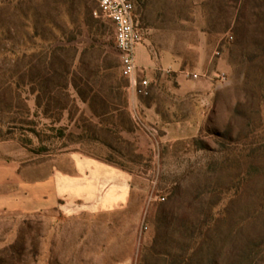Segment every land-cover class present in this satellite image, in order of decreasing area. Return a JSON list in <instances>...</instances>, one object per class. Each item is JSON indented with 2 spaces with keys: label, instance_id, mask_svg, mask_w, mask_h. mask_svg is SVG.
I'll use <instances>...</instances> for the list:
<instances>
[{
  "label": "rangeland",
  "instance_id": "obj_1",
  "mask_svg": "<svg viewBox=\"0 0 264 264\" xmlns=\"http://www.w3.org/2000/svg\"><path fill=\"white\" fill-rule=\"evenodd\" d=\"M258 2L264 4L143 0L137 60L149 56L152 67L136 77L147 78L149 95L131 111L127 88L123 113L100 124L72 75L64 89L66 81L55 78L50 86L63 87L51 93L41 81L52 60L59 66L58 57L78 77L96 65L112 67L118 82L128 79L97 1L0 0V128L7 132L1 157L40 172L59 154L78 151L114 161L132 177L130 202L120 210L0 214V251L20 242L21 264H142L148 248L172 252L179 241L175 234L158 238L172 190L179 192L175 206L192 202V212L212 216L220 244L246 249L264 237V5ZM186 84L192 89L182 93Z\"/></svg>",
  "mask_w": 264,
  "mask_h": 264
},
{
  "label": "trees",
  "instance_id": "obj_2",
  "mask_svg": "<svg viewBox=\"0 0 264 264\" xmlns=\"http://www.w3.org/2000/svg\"><path fill=\"white\" fill-rule=\"evenodd\" d=\"M132 1L135 5V14L138 16L144 5L143 0ZM262 5L264 4L261 2L257 3L258 7ZM91 13L96 16L94 10ZM59 50L63 51L64 48ZM54 57L56 56L54 55ZM56 59H59V66L56 67L52 60L49 66H46V72L41 79L45 90L49 89L48 87L54 82L55 78L66 81V85L64 87L60 86L61 83L57 81V84L54 83L52 87L50 86V93L61 87L66 88L68 86L67 80L72 75L70 83L78 97L89 105L92 114L99 119L100 124H103L109 115L116 114L119 117L123 113L121 112V106L124 107L126 102V100H123V96L125 90L130 86L128 79L125 83L118 82L117 73L111 69L112 67L96 65L94 68L87 67L84 75L78 77L76 74H72L71 68L67 64H64L66 61H63L60 57ZM121 76L123 75L121 74ZM103 78L107 79L106 85L103 84ZM148 95H138V98L142 100V98H147ZM119 112L120 114H118ZM6 133H3L0 128V138ZM107 162L116 164L111 160ZM177 196H179V192L172 190L169 206L161 209L158 238L164 240L174 239L173 234H175L179 241L175 239L172 242L171 246L174 249L172 252H161L155 248H148L142 255V264H264V237L249 243L246 249L237 248L233 244H220L212 227V216L207 212H197L194 209L192 212V202L183 200L175 206ZM190 204L192 205L190 206ZM155 243H157V239ZM22 253L23 245L20 242L9 245L0 251V264H21ZM149 258L153 260L150 261Z\"/></svg>",
  "mask_w": 264,
  "mask_h": 264
},
{
  "label": "crops",
  "instance_id": "obj_3",
  "mask_svg": "<svg viewBox=\"0 0 264 264\" xmlns=\"http://www.w3.org/2000/svg\"><path fill=\"white\" fill-rule=\"evenodd\" d=\"M143 48L136 47V63L148 69L152 67L149 56L143 63L137 60ZM191 89L187 84L181 86L182 93ZM128 97L131 111L143 107L133 86L129 87ZM145 109L150 111V107ZM131 183L126 170L78 151L59 154L40 172L19 167L0 155V214L112 212L128 206Z\"/></svg>",
  "mask_w": 264,
  "mask_h": 264
},
{
  "label": "built area",
  "instance_id": "obj_4",
  "mask_svg": "<svg viewBox=\"0 0 264 264\" xmlns=\"http://www.w3.org/2000/svg\"><path fill=\"white\" fill-rule=\"evenodd\" d=\"M100 12L112 24L114 45L118 53L121 74L129 79L137 96L148 95L149 81L146 77L137 79V73H144L136 63V47L144 39V30L139 26L132 0H96Z\"/></svg>",
  "mask_w": 264,
  "mask_h": 264
}]
</instances>
